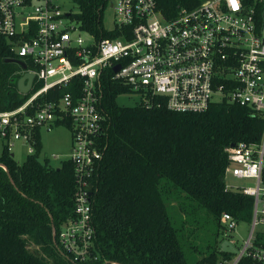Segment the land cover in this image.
<instances>
[{
    "label": "built area",
    "instance_id": "built-area-1",
    "mask_svg": "<svg viewBox=\"0 0 264 264\" xmlns=\"http://www.w3.org/2000/svg\"><path fill=\"white\" fill-rule=\"evenodd\" d=\"M56 1L0 0V38L28 62L23 72L34 77L29 93L34 81L40 84L21 106L0 112V142L10 152L15 141H22L33 154L36 132L58 126L70 132L74 208L60 225L57 242L70 264H93L90 180L102 158L100 103L106 83L126 85L128 94L140 98L138 105L149 106L158 97L175 113H202L226 99L264 117V0H203L172 19L160 14L154 0H107L101 21L109 2L113 20L110 29L102 21L110 35L105 38L82 29L75 14L63 12ZM60 88L69 90L45 99ZM214 94L220 96L217 101ZM225 152V177L252 180L255 186L225 182L226 190L253 199L252 220L243 249L217 264H238L244 257L264 264V134L259 145L241 142ZM219 222L225 233L236 228L229 214Z\"/></svg>",
    "mask_w": 264,
    "mask_h": 264
},
{
    "label": "trees",
    "instance_id": "trees-1",
    "mask_svg": "<svg viewBox=\"0 0 264 264\" xmlns=\"http://www.w3.org/2000/svg\"><path fill=\"white\" fill-rule=\"evenodd\" d=\"M73 1L82 29L110 37L101 21L107 0ZM154 1L160 14L172 19L203 0ZM6 59L18 58L8 40L0 38V112L21 106L40 86L34 81L30 93L20 94L21 68ZM68 90L56 89L45 99L51 100L53 93L61 97ZM128 93L123 83L108 81L100 103L103 151L90 180L92 256L97 257L93 264L232 260L233 253L212 245L200 249L197 240L205 221L220 230L224 213L237 222H251L253 199L225 189L229 164L225 148L241 142L261 144L264 117L226 99L197 114L171 112L158 97H152L149 106H119L117 97ZM34 140V153L21 164L5 148L0 151V264H70L58 247L57 235L60 225L73 216L74 167L68 159L57 169L47 160L39 162L38 132ZM238 264L254 263L244 257Z\"/></svg>",
    "mask_w": 264,
    "mask_h": 264
},
{
    "label": "rangeland",
    "instance_id": "rangeland-1",
    "mask_svg": "<svg viewBox=\"0 0 264 264\" xmlns=\"http://www.w3.org/2000/svg\"><path fill=\"white\" fill-rule=\"evenodd\" d=\"M63 12H70L72 14L78 13V8L76 3L73 0H57L56 1ZM113 20V6L112 2L108 3L107 8L103 13V26L106 29L112 28ZM80 37L83 41H88L89 37L86 33H80ZM21 75H24V72L21 70ZM218 94H214L212 97L213 101L219 99ZM116 103L119 106L133 107L140 103V98L132 94H122L117 97ZM40 140H41V152L38 158V161L43 163L44 160L49 162L50 167L57 169L59 168L62 161L69 159L72 152L71 137L70 132L63 126L54 127L50 131L42 129L40 131ZM2 149V144L0 142V151ZM28 145L22 141H15L14 145L10 151L13 155L14 160L21 164L27 154ZM56 156L57 158H52ZM226 184L239 187V188H248L254 187V181L252 180H237L231 178L227 175L224 179ZM251 227V222H236V228L231 233H225L222 229L217 230V228L212 225L209 221H205L201 224L199 239L197 240L198 246L200 249H204L207 245L215 246L216 249L222 251H228L234 255L238 253L244 247V241H246L248 232ZM260 229V226L256 227L255 230ZM218 231V232H217ZM34 247H30V250H33Z\"/></svg>",
    "mask_w": 264,
    "mask_h": 264
},
{
    "label": "water",
    "instance_id": "water-1",
    "mask_svg": "<svg viewBox=\"0 0 264 264\" xmlns=\"http://www.w3.org/2000/svg\"><path fill=\"white\" fill-rule=\"evenodd\" d=\"M6 63H15L16 65H18L22 71H25L26 70V65L22 62V61H18V60H15V59H6L5 60ZM118 67H116L114 69V71H118ZM34 77L33 75L29 74V73H25L23 76H21V78L18 79L17 81V89H18V92L22 95H25L29 92V90L31 89V85H32V81H33ZM233 146V145H231ZM8 175V178L10 180V182L12 183V180ZM52 232H53V240L56 244V240H55V232H54V226L52 225ZM57 246V244H56Z\"/></svg>",
    "mask_w": 264,
    "mask_h": 264
},
{
    "label": "flooded vegetation",
    "instance_id": "flooded-vegetation-1",
    "mask_svg": "<svg viewBox=\"0 0 264 264\" xmlns=\"http://www.w3.org/2000/svg\"><path fill=\"white\" fill-rule=\"evenodd\" d=\"M18 61H22V60H19V59H17ZM22 62H24V61H22ZM25 74V73H24ZM22 76V75H21ZM21 78V77H20Z\"/></svg>",
    "mask_w": 264,
    "mask_h": 264
}]
</instances>
